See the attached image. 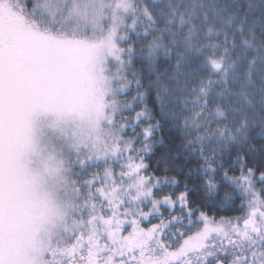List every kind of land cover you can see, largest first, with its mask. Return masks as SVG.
<instances>
[{
  "label": "snow or ice",
  "instance_id": "obj_1",
  "mask_svg": "<svg viewBox=\"0 0 264 264\" xmlns=\"http://www.w3.org/2000/svg\"><path fill=\"white\" fill-rule=\"evenodd\" d=\"M0 264H264V0H0Z\"/></svg>",
  "mask_w": 264,
  "mask_h": 264
}]
</instances>
